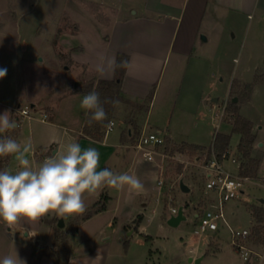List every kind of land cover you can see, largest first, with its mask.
I'll use <instances>...</instances> for the list:
<instances>
[{
  "label": "rangeland",
  "instance_id": "rangeland-1",
  "mask_svg": "<svg viewBox=\"0 0 264 264\" xmlns=\"http://www.w3.org/2000/svg\"><path fill=\"white\" fill-rule=\"evenodd\" d=\"M142 3L144 0H0V69H7L5 77L0 79V114L6 110L10 112L19 101L22 106H30L33 116L21 115L16 129L17 142L28 139L32 142L30 160L33 166L44 161H36L34 151L37 149L42 150L38 151V156L46 152L54 157V150L59 148L57 156L65 151L68 143L74 142L64 134L62 127L76 129V125L84 120L85 110L80 104L85 95L76 89L92 81L96 84L94 68L100 62L107 42H111L113 25L133 17L137 9L146 12ZM233 34L238 42L234 48L223 53L216 48L209 50L212 64L204 102L197 111L181 108L167 111L159 103L152 107L148 131H157L158 127L166 130L169 126L177 142L168 138L164 147L157 148L159 153L153 161L161 165V174L156 164L148 162L141 151L137 155L140 170H147L149 166L157 169L145 187L149 189L148 205L141 206L138 195L126 189L104 188L98 194L86 195L85 203L89 207L97 201V196L100 199L103 193L108 194L111 196L108 209L82 226L78 234H72L73 229L69 228L70 218L75 216L63 219V229L70 230V248L71 242L76 251L99 247L98 260L102 264H259L254 257L245 260L236 250L230 227L251 230L255 225L251 205H259L260 199H264V23L255 28L244 21L237 32L230 33ZM212 73L216 78H212ZM234 80L254 83L248 98L240 100L243 96L237 94V88L232 89ZM80 81L76 88L75 83ZM233 97L238 99L235 102L238 113L254 124L256 140L251 153L259 159L258 175L244 183L237 198L226 203L228 224L220 220L217 230H206L198 235L194 232L195 215L201 213L211 199V194L206 192V153L214 151L212 145L217 132L231 135L230 150L222 159L223 167L233 176L240 175L238 146L241 136L233 127ZM214 98L218 100L214 101ZM32 103L36 106L32 107ZM43 113L49 116L46 120H42ZM144 115L129 104L119 103L112 118L117 122L106 132L110 135L109 142L115 140L114 135L121 129L129 131L131 117L142 119ZM137 128L139 125L132 128L135 137L126 142L131 154L139 151L134 145L140 134L147 131L139 128L138 133ZM182 141L205 147L195 150L186 145L183 149L181 146L185 142ZM122 150L126 152V148ZM120 168L115 173H123L124 169ZM6 169L12 172L18 169L14 156ZM182 177L191 188L188 192L180 188ZM162 178L165 183L158 185ZM128 204L131 205L129 208ZM181 205H185L187 219L176 226L170 225L171 207ZM139 211L145 214V219L137 224ZM135 212L136 218L131 220ZM114 217L117 225L115 222L116 226H111L108 221ZM45 219L51 226H47ZM60 220L62 218L50 214L28 224L48 241L51 235L55 238ZM132 230L134 235H128ZM119 232L126 241L131 239L129 246H125L126 241L119 240ZM25 234L23 231L20 236L31 240V236ZM107 234L111 235L110 240L100 239ZM242 243L257 251L264 249L263 243L249 238L243 239ZM127 247H130L129 251ZM53 250H57V246ZM65 253L59 258L60 262L65 260ZM48 256L51 261L52 257Z\"/></svg>",
  "mask_w": 264,
  "mask_h": 264
},
{
  "label": "crops",
  "instance_id": "crops-1",
  "mask_svg": "<svg viewBox=\"0 0 264 264\" xmlns=\"http://www.w3.org/2000/svg\"><path fill=\"white\" fill-rule=\"evenodd\" d=\"M142 6L146 12H140L137 9L133 17L115 22L111 29V42H107L108 45L101 58L114 57L116 62L118 53L129 54V63L122 81V90L127 97L141 100L154 90L149 110L141 117L142 119H137L139 128L148 131L151 128L150 112L156 103H159L163 110L170 111L172 108H181L189 112L197 111L203 105L209 78L208 72L212 64L209 58L210 48L220 49L222 53L234 48L238 43L236 34L231 36L230 33L237 32L243 26L244 21H248L255 28L262 25L264 23V0H144ZM201 35H205L206 39H203ZM94 71L96 80L112 79L115 76V70L107 71L104 76H101L97 71V66ZM220 79L222 80V77ZM19 103L23 105L19 101L17 105L11 107L10 113L20 124ZM83 113L84 120L76 125V129L62 127L64 134L79 143L84 149L93 147L98 150L100 153L98 170L109 168L115 173L119 172L122 167L123 173L127 172L136 176L139 174L140 177H138L146 184V187L151 174L155 173L157 169L149 166L147 170H140L137 167V155L141 152L135 150V153L131 154L127 145L128 142H131L132 126L128 127L129 138L127 140H123V129H121L114 135L115 140L109 142L110 135L106 133L102 141H97L82 135L86 112ZM17 114L19 116H16ZM167 123H171V121ZM51 124L59 126L56 122H51ZM157 130L165 133L166 140L169 138L174 143L177 142L169 126L166 130L161 127H158ZM15 132L18 135L17 129L9 130L5 135L12 137V133ZM182 142L202 146L198 143ZM122 148H126V152ZM40 150L34 151L36 161L53 157L46 152L38 156ZM58 151L59 148L54 150L53 155L55 156ZM150 162L155 163L154 161ZM155 164L161 174V165ZM148 191L149 189L146 188V191L135 194L138 195L136 197H139L138 203H141L143 207L147 206V201L150 200ZM96 199L98 200L99 196ZM126 206L129 208L131 205ZM107 209L108 203L104 211L83 221L75 234L80 232L82 226L93 221L96 216ZM137 213L142 215L139 224L143 223L145 214L140 211ZM135 214L136 212L131 220H135ZM115 222L117 225L116 217L110 219L108 224L116 226ZM46 223L47 226H51L49 221L46 220ZM23 231H26V236H31V240L20 236ZM128 235L133 236V230ZM118 236L119 240L126 241L120 232ZM111 238V235L108 234L100 237L105 241ZM54 239L51 235L46 241L26 221L9 227L0 220V258L13 254L16 250L19 257L26 261V264H58L53 259L49 260L50 257L43 248V246L53 245ZM130 240L125 242V246L130 245ZM98 248L89 247L88 251H76L71 242V252L67 264H102L98 260ZM129 250L130 247H127V251Z\"/></svg>",
  "mask_w": 264,
  "mask_h": 264
},
{
  "label": "clouds",
  "instance_id": "clouds-1",
  "mask_svg": "<svg viewBox=\"0 0 264 264\" xmlns=\"http://www.w3.org/2000/svg\"><path fill=\"white\" fill-rule=\"evenodd\" d=\"M116 67L114 57H102L97 71L104 76ZM6 72L7 69H0V79L5 77ZM80 107L86 114L90 113V124L107 119L98 92L86 94ZM18 126L19 122L9 111L0 114V157L14 156L18 162L15 172L0 170V220L9 227L21 221L38 222L50 214L64 220L83 215L87 210L86 195L98 194L104 188L126 189L134 194L146 191L144 183L134 174L114 173L109 168L98 170V150L93 147L84 149L77 142L68 143L63 153L33 166L30 160L33 150L31 140L21 143L5 135ZM0 264H26V261L15 250L13 254L0 258Z\"/></svg>",
  "mask_w": 264,
  "mask_h": 264
},
{
  "label": "trees",
  "instance_id": "trees-1",
  "mask_svg": "<svg viewBox=\"0 0 264 264\" xmlns=\"http://www.w3.org/2000/svg\"><path fill=\"white\" fill-rule=\"evenodd\" d=\"M129 54L127 53H118L116 59L115 68V76L112 79H99L96 81V84L92 81L89 85L80 87L76 89L77 91H81L84 95L89 92L95 91L100 95L101 103L107 113V119L102 122L93 121L91 124L89 123L90 113L85 114V122L82 128V135L84 137H89L97 141H102L106 135V127L109 124V121L112 120L115 115V111L117 105L119 103H125L131 105L135 111L140 113H145L149 110L150 104L154 97V90H152L145 98L141 100H134L125 95L122 90V81L123 77L126 73L127 66L129 63ZM123 62V63H121ZM254 83H242L241 81L234 80L232 83V89L237 88V94H241L243 98L246 99L250 96V93L253 89ZM77 88V87H76ZM244 91V92H243ZM105 101H108L105 103ZM112 101H118V103H112ZM236 103L232 101V105L234 107L231 110L233 114V127L234 130L237 131L240 136V144L238 146L239 154H241V162H240V176L253 178L258 175L259 170V159L252 157V150L254 148L256 134L253 132L254 124L241 116L238 113V107L235 106ZM21 108V107H20ZM16 116H19L18 114ZM21 116V115H20ZM131 124L132 128L134 126H138L136 117L128 120ZM15 130V129H14ZM138 133H140V129L137 128ZM17 133L13 135V139L17 140ZM135 137V133L133 130V134H131L130 139ZM129 138V131L123 132V140H127ZM230 138L231 135L227 133L217 132L214 137L213 148L214 152L217 153L219 158H223V154H227L230 150ZM189 145L196 149H201L203 146L196 144H187L183 143L181 148L184 149V146ZM181 150V149H180ZM11 156L0 157V170L6 169V166L9 163ZM109 195L103 193L96 202H94L91 206L87 207L86 212L83 215H77L75 217L70 218L69 228H72V234H75L78 230L79 225L92 217L93 215L104 211L107 208V203L109 201ZM251 212L253 218L255 220V225L252 226L251 232L247 238L256 243L264 244V203L259 205H251ZM142 215L138 214L137 216V224L141 221ZM70 230H65L63 228H57L55 233V239L52 247H45L44 252L52 257L54 261L58 264H67L71 248H70ZM57 246V250H53V247ZM236 247V245H234ZM237 250V248H236ZM65 253L66 257L63 262L59 261V258L63 257Z\"/></svg>",
  "mask_w": 264,
  "mask_h": 264
},
{
  "label": "built area",
  "instance_id": "built-area-1",
  "mask_svg": "<svg viewBox=\"0 0 264 264\" xmlns=\"http://www.w3.org/2000/svg\"><path fill=\"white\" fill-rule=\"evenodd\" d=\"M212 78H216L215 73H212ZM21 115L33 116L31 114L30 106H22L18 109ZM224 111V109H223ZM223 114V113H222ZM47 113L42 114V120L48 118ZM111 124L107 125L106 132L111 131L114 128L115 121L110 120ZM166 144V135L161 130L157 131H144L138 137L134 146L142 152L147 160L153 161L155 154L159 153L158 147H164ZM163 154V153H162ZM227 154H223V158ZM207 168L206 173V192L211 194V199L208 206L201 212L197 213L196 226L194 232L198 235L202 234L206 230H217L218 222L222 220L228 224L225 217V205L228 201L235 199L242 192V188L246 181L252 180L250 177L233 176L228 172L222 164V159L213 151L211 154L206 153ZM165 180L162 178L158 180V185H163ZM178 208L176 206L171 207V214H176ZM232 234L234 235V245L244 259L249 261L252 257L256 258L259 264H264V249L257 251L251 247L242 243L243 239L249 236L251 230L244 228L242 230H235L230 227ZM240 241H237V240ZM254 255V256H253Z\"/></svg>",
  "mask_w": 264,
  "mask_h": 264
},
{
  "label": "water",
  "instance_id": "water-1",
  "mask_svg": "<svg viewBox=\"0 0 264 264\" xmlns=\"http://www.w3.org/2000/svg\"><path fill=\"white\" fill-rule=\"evenodd\" d=\"M201 37H202L203 39H206L205 35H201ZM80 83H81V81H80V82H76V83H75V87H78V85H79ZM214 100L217 101L218 98H214ZM237 100H238L237 97H233V99H232L233 102H237ZM31 106L33 107V106H35V105L32 103ZM20 107H22V104H21V103H19V108H20ZM180 188H181V190L184 191V192H188V191L191 190V188H190V187L184 182L183 177H182L181 180H180ZM260 202H261V203H264V199H263V198L260 199ZM186 219H187V216L185 215V205H181V206L178 208V211H177L176 214H171V215L169 216V218H168V223H169L170 225L176 226V225H178L181 221L186 220ZM58 225H59L60 228H63L64 225H65L64 220H63V219L60 220ZM26 234H27V233H26Z\"/></svg>",
  "mask_w": 264,
  "mask_h": 264
}]
</instances>
